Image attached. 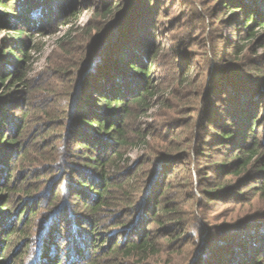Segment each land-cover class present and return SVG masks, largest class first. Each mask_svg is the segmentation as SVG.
<instances>
[{
	"label": "rangeland",
	"instance_id": "374dc122",
	"mask_svg": "<svg viewBox=\"0 0 264 264\" xmlns=\"http://www.w3.org/2000/svg\"><path fill=\"white\" fill-rule=\"evenodd\" d=\"M20 1L9 0L17 8L21 7ZM111 1L41 0L38 6L25 7L31 18L41 17L43 23L32 37L35 48L28 65V89L18 87V95L0 107V113L5 112L0 117V131H10L14 127L10 122L16 124L23 113L27 116L19 137L23 158L17 155L11 168L12 211L1 225L2 231L16 226L14 216L26 204L32 205V208L27 207V213L36 211L34 215L29 214L35 233L46 228L43 222H48L50 215L46 199L39 203L38 199L29 198L40 196L51 182L59 184L64 175L71 174L62 163L56 166L58 168L48 164L57 146L63 143L60 117L69 110L72 95L83 90L80 87L90 74L83 75L87 70L83 68L84 60L93 52L97 56L103 54L107 47L109 38L102 43L97 39L106 20L96 13H103V7L107 8ZM122 1L134 7L135 16L141 21L123 34V40L114 46L111 59L124 61L128 54L135 53L141 57L142 50L147 54L158 52L152 76L158 79L159 90L148 110L137 112L130 120L133 145L122 165L135 172L129 182L137 198L143 182L158 176L156 184L167 189L169 201L180 219L175 222L161 215L160 222L152 227L153 233L159 234L160 252L143 261L137 257L123 259V264H219L222 257L225 264H264V178L255 176L252 169L236 175L239 168L232 157L238 149L232 145L218 146L208 130L209 122L204 124L208 116L219 125L236 121L240 118L237 110L248 108L254 95L264 91V77L255 70L257 66L264 70L262 28L257 27V39L238 40L239 33L243 37V32L237 31L239 27L233 22L232 14L222 13L223 9L218 8L221 0H151L148 14L147 0ZM70 7L78 8L79 17L67 16ZM47 8L48 17L44 15ZM8 13L9 10L0 7V20L7 24L0 38L10 40L13 31L8 28L14 21ZM65 19H70L71 23H62ZM68 31L72 32L65 37ZM28 33L33 34V31ZM134 43L137 47L129 46ZM238 44L243 48L241 52L235 47ZM109 58L103 62L111 60ZM0 66L5 64L0 61ZM110 72L107 69L105 73ZM222 85L225 88L220 89ZM259 98L257 104L261 105L264 95ZM260 108L256 109L257 114ZM260 114L258 135L264 155V111ZM178 150H182L181 153ZM168 169H173V174H168ZM158 172L162 175H156ZM218 182L231 187L224 197L210 199L203 195L204 188L209 189ZM156 195L159 197L160 191ZM78 208L74 210L79 211ZM118 210L120 208L102 211L101 227L96 235L100 242L110 233L121 231L115 221L114 213ZM255 219L259 220L253 221ZM124 220L135 223L134 216L127 215ZM72 225L71 222L61 239L60 256L64 261H68L67 253L70 259L69 251L77 241L70 230ZM166 229L174 230L173 234L169 236ZM9 240L12 241L7 242L8 257L13 260L21 255L20 263L23 258L26 261L29 241L25 245ZM105 241V245L108 244L109 240ZM3 247L4 242H0V255ZM30 260L26 264H35L33 258Z\"/></svg>",
	"mask_w": 264,
	"mask_h": 264
},
{
	"label": "trees",
	"instance_id": "16d2710c",
	"mask_svg": "<svg viewBox=\"0 0 264 264\" xmlns=\"http://www.w3.org/2000/svg\"><path fill=\"white\" fill-rule=\"evenodd\" d=\"M40 2L41 0H21V7L17 8L9 0H0V7L9 10L8 15L12 22L14 21L11 28H8L13 31L11 39L4 36L0 38L2 42L0 61L5 64L0 66V107L12 96L18 95V87H26V89L29 87L27 79L30 66L28 65L31 61V51L35 48L32 37L41 27L43 19L31 18L25 7L38 6ZM145 2L148 14L151 12L152 1ZM220 2L218 8L223 9L221 12L232 14L233 22L239 27L237 31L243 32V37L239 33L238 40L245 39L246 42H250L257 39V27L262 28L264 36V0H221ZM260 7H263V11H260ZM103 9V13L95 11L98 16L106 20V26L97 33V39L102 43L109 38L107 47L103 50V54L97 56L96 52H93L84 60L83 68L87 67V70L82 73L90 74L80 87L83 90L72 95L69 110H65V115L60 117V121L63 122L61 133L63 143L57 146V151L55 150L48 164L50 167L53 165L54 168H58L56 166L62 163V167L70 170L71 174L64 175L59 184L54 185V181L51 182L40 196L29 198L31 201L38 199L39 203L45 198L48 206L46 208L50 214L48 222H43V227L46 228L39 234H36V230L31 226L32 221L29 217L36 213L35 210L31 211V204L18 209L14 216L17 217L16 226L1 230L3 227L1 225L8 217L7 214L12 211L13 196L9 185L13 173L11 168L14 165L13 161L17 160L16 156L24 152L19 137L26 126V114L23 113L19 120H16V124L10 122L11 127L14 126L10 131H0V231H2L0 242H4L0 264H18V262L26 264L31 262L30 257L35 264H123V259L134 257L143 261L160 252L159 234L153 233L152 227L155 222H160L161 215L169 216L175 222L180 221L169 201L167 189H161L160 184H156L158 176L143 182L137 198L135 192L131 191L129 182L135 176V172L122 165L125 155L133 145L130 120L137 112L147 111L151 100L159 92L156 84L158 79L152 76L158 52L147 54L142 50L141 57L135 53L128 54L124 61L119 58L111 59L114 46L120 44L123 34L141 20L136 18L134 7L125 4L122 0H113ZM47 14L48 8L44 15ZM78 14V8L75 7H70L67 12V16L79 17ZM69 20L65 19L62 23L70 24ZM6 27L7 24L0 20V36ZM28 31H33V34H29ZM71 32L68 31L65 37ZM137 45L134 43L129 46L137 47ZM235 47L238 52L243 50L239 44ZM138 49H141L140 46ZM106 57H110L111 60L107 59L103 62ZM107 69L111 71L109 74L105 73ZM255 70L264 77L263 69L257 66ZM262 85L264 86V83ZM221 87L225 88L223 85L220 89ZM260 95H264V91L254 95L253 103L248 105V108L243 111L237 110L240 118L236 121L232 123L225 121L219 125L218 121L211 122L208 116L204 123L208 125L209 122L208 130L211 131L213 141L218 146L232 145L238 149L236 155L232 157L235 160L234 165L239 168L236 175H242L252 169L255 176L264 178V155L261 152L258 135L259 118L262 115L260 112L264 111V101H261V105L257 104ZM259 106L261 108L257 114L256 109ZM4 113H0V117L4 116ZM65 142L67 145H64ZM181 151L178 150L179 153ZM21 157L23 158V155ZM224 166L229 167L227 164ZM52 173L54 174L55 171ZM167 173L173 174V169H168ZM156 175H159V172ZM230 188L229 184L218 182L202 191L205 193L203 195H208L210 199H217L224 197L223 195L227 194L225 192L230 191ZM158 191H160L159 197L156 195ZM76 201L82 203L75 205ZM29 206L31 212L27 213ZM77 207L79 211L74 210ZM114 208H120L114 214L115 221L118 222L117 228L121 231L108 233L109 235L100 242L99 237L96 236L101 227L100 215L102 211ZM123 215L134 216L135 223H128ZM148 215L150 217H147ZM71 222L73 225L70 230L77 237V241L69 251L70 259L69 254L65 253L68 261H64L60 256L63 246L61 239L65 237L64 233ZM166 231L170 236L174 230L166 229ZM33 235L37 236L34 238ZM10 238L18 244L22 242L26 245L29 241L26 261L23 258V262L20 263L22 260L18 259L22 258L21 255L15 256L13 260L8 257L7 242L12 241L9 240ZM107 239L109 242L105 245ZM88 250L90 253L87 252ZM102 254L106 256L105 260ZM219 262L225 264L224 258L222 257Z\"/></svg>",
	"mask_w": 264,
	"mask_h": 264
}]
</instances>
